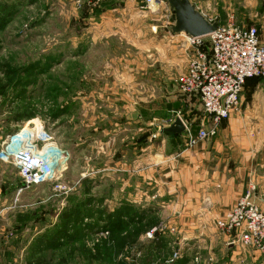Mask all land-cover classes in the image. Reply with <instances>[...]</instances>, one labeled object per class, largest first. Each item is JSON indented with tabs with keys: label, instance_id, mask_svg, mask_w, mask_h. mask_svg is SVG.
<instances>
[{
	"label": "rangeland",
	"instance_id": "1",
	"mask_svg": "<svg viewBox=\"0 0 264 264\" xmlns=\"http://www.w3.org/2000/svg\"><path fill=\"white\" fill-rule=\"evenodd\" d=\"M156 1L23 0L20 12L0 14V264H255L252 251L228 248L216 224V243L177 236L162 251V200L151 199L156 184L139 171L148 156L160 160L164 121L154 117L162 104L188 124L204 112L196 93L179 88L195 48L171 34L174 12ZM197 1L209 22L255 28L264 42V4L232 15L237 0L231 8ZM151 26L156 46L138 48L150 42ZM165 38L175 44L162 47ZM202 42L208 50L209 38ZM126 112L135 113L134 132L114 127ZM132 138L135 190L119 195L113 172L95 174ZM12 140L35 153L52 149L60 175L26 188L6 152ZM128 197L135 208L115 210Z\"/></svg>",
	"mask_w": 264,
	"mask_h": 264
},
{
	"label": "crops",
	"instance_id": "2",
	"mask_svg": "<svg viewBox=\"0 0 264 264\" xmlns=\"http://www.w3.org/2000/svg\"><path fill=\"white\" fill-rule=\"evenodd\" d=\"M190 2L197 10L202 11L197 0ZM22 3L23 0H0V14L4 15L7 10L11 13L20 12ZM222 4L231 8L233 3L232 0H223ZM259 4H264V0H237L238 6L236 7L235 4L234 11L229 14L243 15L248 11V7ZM236 8L238 10L235 11ZM100 18V29L105 31L107 30L104 27L105 15H100ZM153 30L156 28L151 26L150 42L143 47V42L138 43V48L151 50L156 46ZM142 35L145 36V33L143 32ZM168 39L161 40L162 47H166ZM170 40L168 43H171ZM261 44L264 47V42ZM166 72L164 71V74ZM164 74L162 82L166 78ZM163 87L165 95H170V92L166 91L165 83ZM149 107L152 109L155 106ZM134 115L135 113L126 112L125 117L115 120L114 127L118 130L124 129L126 132L132 127L131 132H134ZM161 115L155 116L154 119L162 117L164 122L158 126H162L163 129L171 126L179 117L176 111L163 107V104ZM207 120L205 114L197 124L195 121L188 124L182 119L185 127L190 128L194 136L203 127H209ZM126 137H128L127 133ZM187 141L186 130L180 136L162 133V141L158 142L159 146L162 145V150L157 154L160 160L155 161L154 157L148 156L142 160V167L139 170L144 182L150 181L156 184V195H152L151 199L162 200V222L165 218V222L162 223L163 233L166 229L165 235H162V251L164 243L177 245L178 243L174 242L177 236L182 241L198 240L201 244L205 237H209L210 244L216 243L217 238H220L218 235L220 232L217 233L218 229L214 227L216 221L250 189H255L253 199L264 211V80L255 79L247 82L238 112L224 122L217 137L200 141L190 149ZM106 144H109L108 141L104 145ZM119 148L120 159L111 164L108 170L96 171L95 175L102 177L107 172H113L116 176L115 184L120 186L119 195L129 196L130 192L135 190L132 180L135 174V161H130L129 164V157L132 158L134 152L133 138L130 145L128 143L125 146L119 145ZM100 150L104 151V147H100ZM145 164L149 165L145 166ZM2 194L0 190V195ZM135 204L137 201L128 197L123 202L118 201L115 210L128 212L135 208ZM224 237L229 242L228 238ZM248 250L255 254L253 259L255 264H264V253Z\"/></svg>",
	"mask_w": 264,
	"mask_h": 264
},
{
	"label": "built area",
	"instance_id": "3",
	"mask_svg": "<svg viewBox=\"0 0 264 264\" xmlns=\"http://www.w3.org/2000/svg\"><path fill=\"white\" fill-rule=\"evenodd\" d=\"M100 1L91 0L90 6H96ZM155 2L160 1L148 0V4ZM206 38H209L208 50L203 48L204 38H186L195 50L187 73L179 80L181 91L198 95L203 112L209 120V127H203L196 136L186 127L189 149L200 141L217 137L224 122L238 112L247 82L264 80V47L260 44L259 33L255 28L219 25L217 31ZM11 144L14 151L9 146L6 152L13 154L26 188L60 175V161L57 156L53 157L52 149L45 148L35 153L30 144L20 146L16 143V147ZM254 191L250 189L238 199L216 221V228L228 238L229 246L264 253V211L254 201Z\"/></svg>",
	"mask_w": 264,
	"mask_h": 264
},
{
	"label": "water",
	"instance_id": "4",
	"mask_svg": "<svg viewBox=\"0 0 264 264\" xmlns=\"http://www.w3.org/2000/svg\"><path fill=\"white\" fill-rule=\"evenodd\" d=\"M164 1L174 12V24L169 28L172 35H185L192 39H199L209 37L217 31L219 23L209 22L190 0ZM185 130L182 119L177 117L171 126L162 130V133L180 136Z\"/></svg>",
	"mask_w": 264,
	"mask_h": 264
},
{
	"label": "bare ground",
	"instance_id": "5",
	"mask_svg": "<svg viewBox=\"0 0 264 264\" xmlns=\"http://www.w3.org/2000/svg\"><path fill=\"white\" fill-rule=\"evenodd\" d=\"M23 133H27V132L24 131ZM29 136H30V135H27V137H29ZM27 137H26V138H27ZM13 141H14V140H12V142H13ZM15 144H16V143L13 142V145H15Z\"/></svg>",
	"mask_w": 264,
	"mask_h": 264
}]
</instances>
